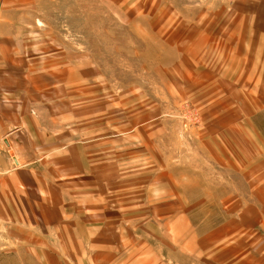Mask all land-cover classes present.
<instances>
[{
	"label": "crops",
	"instance_id": "obj_1",
	"mask_svg": "<svg viewBox=\"0 0 264 264\" xmlns=\"http://www.w3.org/2000/svg\"><path fill=\"white\" fill-rule=\"evenodd\" d=\"M109 1L131 33L96 57L40 25L59 0H0V247L18 264L25 245L37 264H264V0H148L137 19ZM185 100L202 129L171 115Z\"/></svg>",
	"mask_w": 264,
	"mask_h": 264
},
{
	"label": "rangeland",
	"instance_id": "obj_2",
	"mask_svg": "<svg viewBox=\"0 0 264 264\" xmlns=\"http://www.w3.org/2000/svg\"><path fill=\"white\" fill-rule=\"evenodd\" d=\"M147 1L148 0H126L123 6H126L127 4L130 6L137 5V7L142 6L141 8L139 7V13L133 16L134 19H137L140 15L143 14L144 6L148 3ZM170 1H172L173 5H177L178 3H182L183 0ZM83 3L84 2L80 3L79 0H59V2L52 3L51 5H46V7L44 8H48L47 10H50L51 16L48 19L43 20L40 25L45 28L57 30L59 39H62L64 42H81L82 37H84V39H89L91 43L90 53L96 57L98 56L97 54H99L100 51H103V49H100L98 47L97 40H100L102 42L103 40L105 42L107 41L109 42L108 45L112 46L114 44L113 40L115 38L120 39L121 37H123L126 39L129 37L131 30L129 28L125 29V27L120 28L116 26V24H118L119 21H128L130 17L127 15H121L119 20V16L113 14L111 12V9L108 8L110 4L109 0H87L86 13L88 15L80 17L79 8ZM121 3H123V1H121ZM69 6H71V9H67L69 8ZM83 8H85V6ZM82 25H88L90 28L89 32H84L82 34L79 33V28H81ZM107 50L111 51L112 53L114 47L112 46ZM108 60L114 62L115 56L112 55V58L108 57ZM202 113L203 112L200 107L195 106L190 100H185L184 102L173 108V112L171 113V115H173L174 118L178 120V124L181 129L183 127V130L185 131H198L204 127V119ZM240 121L241 124H244L245 119L243 118ZM245 184L247 187L248 183ZM4 240V237L0 239V241L2 242ZM24 247L26 264H37L35 257L32 255L34 250H31V248L34 247H29L26 245ZM16 249L17 247L13 246L3 247L2 245L0 247V254L7 252L9 256L8 264H18L16 259L13 258L14 256H16Z\"/></svg>",
	"mask_w": 264,
	"mask_h": 264
},
{
	"label": "water",
	"instance_id": "obj_3",
	"mask_svg": "<svg viewBox=\"0 0 264 264\" xmlns=\"http://www.w3.org/2000/svg\"><path fill=\"white\" fill-rule=\"evenodd\" d=\"M18 135H23L24 139H25V136H24V131L22 130H17L15 131L12 136L8 137L7 138V143H11L12 146H14V149H15V155L20 159V160H23L24 157L21 156V151L19 150V147L16 145L15 143V137L18 136ZM30 154V152H29ZM29 156V155H28ZM28 158V157H27ZM14 160L19 163V160H17L16 157H14Z\"/></svg>",
	"mask_w": 264,
	"mask_h": 264
}]
</instances>
